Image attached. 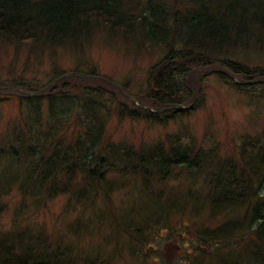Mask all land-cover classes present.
<instances>
[{"label": "rangeland", "instance_id": "obj_1", "mask_svg": "<svg viewBox=\"0 0 264 264\" xmlns=\"http://www.w3.org/2000/svg\"><path fill=\"white\" fill-rule=\"evenodd\" d=\"M176 1L165 0L169 6ZM94 27L68 43L0 38V232L25 231L49 251L66 252L69 247L70 256L91 254L92 264H201L210 262L217 252L248 250L252 242L245 228L241 239L237 235L228 243L219 241V248L209 246L199 233L229 217L244 218L245 205L208 217L222 208L208 201L206 181L224 159L240 165L241 154L245 159L256 158L258 149L264 148V78L256 79L260 84L253 91L238 88L219 72L236 82L247 78L209 58L188 70L192 98L183 105L185 111L166 118L148 116L145 109L154 114L157 110L147 78L164 47L137 40V36L125 37L120 31L109 33L101 24ZM232 53L230 60L264 70V47H239ZM57 84H64L75 98L62 131L65 143L83 131L75 123V116L82 115V98L86 93L95 96L100 89L104 143L134 151L160 143L166 151L168 141H176L175 146L185 149V161L162 180L153 172L148 183L139 176L108 170L105 177H109L97 193L91 187L80 197L59 191L50 194L47 187H34V193L23 189L29 166L23 155L16 160L10 147H21L14 137L17 130L27 139L45 131L48 104L54 101L56 108L60 106L50 94ZM38 93L43 95L33 99L39 111L36 115L21 98ZM198 162L201 166L196 169ZM244 175L255 178L248 170ZM260 191L264 195V187ZM80 220L78 228L75 224Z\"/></svg>", "mask_w": 264, "mask_h": 264}, {"label": "trees", "instance_id": "obj_2", "mask_svg": "<svg viewBox=\"0 0 264 264\" xmlns=\"http://www.w3.org/2000/svg\"><path fill=\"white\" fill-rule=\"evenodd\" d=\"M177 1L169 6L165 0H0V38L12 42L68 43L101 24L109 33L120 31L125 37L137 36L142 42L162 44V58L150 69L147 78L157 112L154 114L150 109L144 112L155 118L185 111L183 105L192 98L187 83L188 70L192 64L209 58L247 78L242 83L236 82L220 71L227 83L253 91L254 85L260 84L256 79L264 78V70L246 67L229 57L239 47H264V0ZM52 87L50 94L57 98L60 106L56 108L54 101L48 104L45 131L30 134L27 139L17 130L14 137L21 147L19 150L10 147L15 159L20 160L23 155L29 166L23 189L34 193V187H47L50 194L59 191L80 197L91 187L97 193L98 186L109 177H105L108 170L111 174L120 171L127 177L139 176L148 183L153 172L162 180L185 161V149L175 146L176 141L173 144L169 140L166 151L160 143L145 151L143 147L134 151L129 146L104 143L105 116L99 104L100 89L95 96L86 93L82 98L79 106L82 115L75 116V123L81 125L83 131L76 137L72 135L65 143L62 131L75 98L67 93L64 84ZM40 95L43 93L21 98L36 115L39 111L33 99ZM2 150L0 147V154ZM258 151L256 158L245 159L241 154L240 165L224 159L206 181L208 201L213 207L222 208L207 214L208 217L245 205L244 218L229 217L214 229L199 233L209 246L219 248V241L236 240L233 238L240 236L245 228L243 232L250 236L252 245L249 243L244 252L239 249L223 254L217 252L210 262L201 264H264V195L260 191L264 187V148ZM195 166L197 169L201 165L198 162ZM245 170L252 172L255 178L245 176ZM81 222L75 226L79 228ZM26 234L25 231L0 232V264H92L91 254L85 258L79 256L81 253L70 256L69 247H66L67 253L65 249L49 251L41 240Z\"/></svg>", "mask_w": 264, "mask_h": 264}]
</instances>
